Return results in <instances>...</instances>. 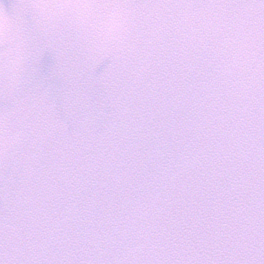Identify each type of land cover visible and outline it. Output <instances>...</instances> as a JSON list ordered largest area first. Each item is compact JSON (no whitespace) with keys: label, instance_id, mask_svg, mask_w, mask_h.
Masks as SVG:
<instances>
[{"label":"snow or ice","instance_id":"6c2138e0","mask_svg":"<svg viewBox=\"0 0 264 264\" xmlns=\"http://www.w3.org/2000/svg\"><path fill=\"white\" fill-rule=\"evenodd\" d=\"M0 264H264V0H0Z\"/></svg>","mask_w":264,"mask_h":264}]
</instances>
